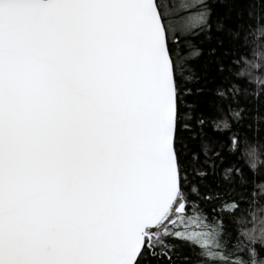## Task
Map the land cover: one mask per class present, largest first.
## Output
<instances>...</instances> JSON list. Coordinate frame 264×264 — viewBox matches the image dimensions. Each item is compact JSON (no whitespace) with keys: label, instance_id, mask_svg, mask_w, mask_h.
I'll return each mask as SVG.
<instances>
[{"label":"snow or ice","instance_id":"obj_1","mask_svg":"<svg viewBox=\"0 0 264 264\" xmlns=\"http://www.w3.org/2000/svg\"><path fill=\"white\" fill-rule=\"evenodd\" d=\"M217 2L0 0V264H264V188L220 167L264 165V80L255 111L240 99L264 72L259 14L234 34L211 140L187 99Z\"/></svg>","mask_w":264,"mask_h":264},{"label":"trees","instance_id":"obj_2","mask_svg":"<svg viewBox=\"0 0 264 264\" xmlns=\"http://www.w3.org/2000/svg\"><path fill=\"white\" fill-rule=\"evenodd\" d=\"M213 20H222L225 24V28L221 31H217L215 26L212 29V38L210 40H202V37L195 38L194 43L203 48V55L198 59H192L189 63L194 69V77H199V79H193L188 82V87L193 90L192 95L188 96L187 99L195 104L192 109L193 112V125L195 126L196 118L203 114V117L207 119L205 125V133L207 134L204 138L211 140L217 135L213 131L212 119L217 115V97L214 95L215 90L221 85L222 80L227 77L229 80H233L228 72L227 68L229 66L230 60L232 58L231 51L235 42H239L235 37V32L239 31L241 36L246 31L257 26V15L259 14L262 19H264V9L261 8L254 0H221L213 5ZM259 35H264V32L258 33ZM202 41V42H201ZM215 47L216 52L214 54H209V49ZM223 63L226 66L224 72H219L217 70V64ZM254 63L264 64V57L261 54H257ZM253 80L247 83L248 93L241 92L240 99L241 103H247L250 109L256 103H248L252 101V96L250 91L258 87L255 81V76H260L264 80V72L257 73L256 69L252 68ZM240 84L244 85L245 80H240ZM197 88H202L200 92H196ZM253 111L247 113L246 123H249L253 119ZM259 112L262 117H264V103H260ZM261 137L257 142L258 155L264 156V120L261 121ZM248 131V141L245 142L242 147L245 149H250L252 141H256L257 138L252 135L251 130ZM191 146L194 149L200 147V137L196 140L191 141ZM249 157L247 152L240 156V159H236L235 156L229 157L223 161L221 164V169L226 166H241L244 169L246 178L248 180V187L254 193H260L261 189L264 188V165L259 166L255 173L248 168ZM219 177H208V179L215 184V180ZM238 179V178H237ZM258 198V197H257ZM259 213H257V220L252 221L251 216H249L250 223L247 225L251 227L253 224L259 229L261 224L259 223ZM233 228L237 231L241 227L238 221L233 222ZM187 250V249H186Z\"/></svg>","mask_w":264,"mask_h":264}]
</instances>
